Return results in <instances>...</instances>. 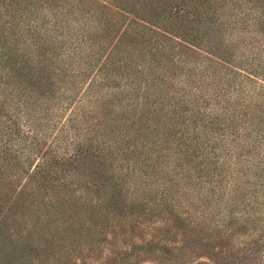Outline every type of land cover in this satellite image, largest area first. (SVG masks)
I'll use <instances>...</instances> for the list:
<instances>
[{
	"label": "rangeland",
	"instance_id": "rangeland-1",
	"mask_svg": "<svg viewBox=\"0 0 264 264\" xmlns=\"http://www.w3.org/2000/svg\"><path fill=\"white\" fill-rule=\"evenodd\" d=\"M249 10L259 22L230 43L225 22ZM217 59L221 74L264 80V0H0V264H264V175L241 176L228 157L232 174L213 170L218 157L208 167L223 132L210 108L196 115L199 77L182 71ZM151 73L161 79L143 97ZM95 79L105 99L88 129L61 138ZM193 121L186 155L177 142Z\"/></svg>",
	"mask_w": 264,
	"mask_h": 264
},
{
	"label": "trees",
	"instance_id": "trees-1",
	"mask_svg": "<svg viewBox=\"0 0 264 264\" xmlns=\"http://www.w3.org/2000/svg\"><path fill=\"white\" fill-rule=\"evenodd\" d=\"M242 14L243 15L241 16H238L236 14V20L231 18L228 23H226V21L224 24V26H226L230 31V33L227 35L230 39V43L235 44L237 42V39L239 38L238 36L243 33V30H246L248 28V31L246 32H250L252 25L259 22L257 16V20L253 19L255 18V16L252 15L253 13L250 10L249 14ZM32 22V20H26V23H22L25 26L23 31H27L29 33L37 31L32 26ZM55 25L56 27L62 29V26H59V23H56ZM221 26L222 24L219 25V27ZM238 30H240V32ZM211 31L212 30H209L207 31V33ZM219 31L220 30L218 29L217 34ZM73 55L76 56L75 54ZM188 62L189 63H184L182 71L197 74L199 77V79H197L195 82H191L194 86V94H196L194 97L197 99L198 103L202 104L196 107L197 110L195 113H197L196 115L207 116V113L205 112H203V114H200L201 112H199V110L201 108H206L205 110L210 108L207 117L208 123L211 125V123L214 124L215 122H218L217 127L223 132L217 139L212 138V140L216 141V144L214 145V147H210L211 152L205 156L207 163H209L208 167L210 168V166H213L210 163L213 161V159L218 157L220 159V162L219 159L214 160L215 163H217V167H213V170L215 171L221 169L226 173L229 172L230 174H232L233 170H235L239 175L246 176L250 174V171L253 168L255 173H259V175L257 176L264 175V80H260L259 82L258 79L254 78L250 74H246L244 70H238L236 68L232 69V66H230L231 68L229 72H224L223 74H221L222 71L220 70H222L221 68L225 69L223 65H225L226 63L221 62L220 59H217V61L212 60L211 65L207 66L202 64V61L198 62V60L193 62H190L188 60ZM111 64H115V61ZM128 68L129 66L125 65L122 66L120 70H127ZM102 71L104 76L103 78L99 79L108 80L109 70H104L103 68ZM84 72L85 70L78 71L77 74H80L79 80L72 83L64 92L63 99L67 100L66 105L69 101H72L74 99L75 90L78 89L83 83ZM241 74L244 75L248 84H252L253 86L249 87L245 85V83H242V81L235 82L234 76L239 77ZM149 76L152 78L148 79ZM159 79L161 78L156 77L154 73L143 75L141 80V84L145 87V89L143 90V97H145V94L150 91L146 89L149 87V83H154L153 81ZM100 80H93L89 85V90L84 91V98L82 100H78L79 102L76 105V110H74L71 117L66 121V127L62 128L63 133H61V138H66L65 136L67 135L63 136L65 130L72 129L80 134V129H88L90 115L93 111L96 110L94 105H96L98 101H103L105 99V97L100 95V93L97 91V89L101 87V85L97 84ZM181 81L182 80H179L178 84L181 83L183 86L188 83L187 81ZM255 81L257 83H255ZM253 83L255 84V86ZM131 84H135L134 81H132ZM186 93L187 92H185V94L181 95L180 97H182L186 107H189L188 105L192 104V99L191 97H188V94ZM233 93L235 97H232ZM106 97L110 96L106 94ZM234 104L238 105L239 108L235 109ZM64 105L65 102H61V108L64 107ZM22 106L26 109L27 112L32 111L27 103H22ZM240 107L246 109L249 112L244 114L243 111L240 110ZM236 110L237 112L241 113L240 115H244L243 117L249 116L250 120H247V122H243L242 120L238 119L237 116L235 117L234 113L236 112ZM219 111H224L223 116L221 117H223L224 121H227V123L221 124ZM229 118L231 119L229 120ZM195 122L196 121L192 122L193 127L191 129L193 131L191 137L186 140L179 139L181 141L177 142L178 147H184L185 151L183 152L186 153V155L187 153L193 151V145L191 149H186L187 143H194L198 145V133L200 127H198ZM249 126H253L254 129H249ZM209 129H211L212 131L214 130L212 128ZM240 132L242 133L240 134ZM210 142H207L206 144L208 145L210 144ZM81 147L82 144L80 143L74 145V151L72 154L74 159L83 154V150ZM88 152L89 151L86 149L84 153ZM244 153L246 154L245 157L243 155ZM225 157H228L234 162L236 161L234 164V167L236 169H230L229 163L228 165H226L227 163ZM233 177H235L234 180L235 182H237L238 178L235 175ZM254 208L257 210V207Z\"/></svg>",
	"mask_w": 264,
	"mask_h": 264
}]
</instances>
